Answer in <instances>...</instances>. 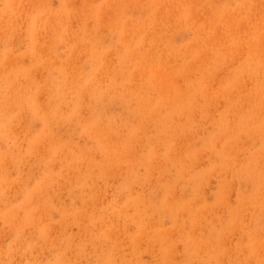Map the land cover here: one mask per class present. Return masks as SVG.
Here are the masks:
<instances>
[{"label":"rangeland","instance_id":"1","mask_svg":"<svg viewBox=\"0 0 264 264\" xmlns=\"http://www.w3.org/2000/svg\"><path fill=\"white\" fill-rule=\"evenodd\" d=\"M263 1L0 0V158L4 159H0L3 165L0 164V172L4 173V175L0 174V181L4 179L0 182L3 183V188L1 184L0 188L4 193L0 192V216L3 217L0 219V264H99L100 261V264L105 262L106 264H148V262H150L149 264H161V262L164 264L165 258L161 253L163 252L162 248L158 249L161 245V243L158 244L159 241L154 240L157 244L153 241L158 251L153 250L148 253L149 250L153 249L152 243H149V241H152V237L149 236L152 235L153 230L156 231L157 229L160 232L167 229L164 230L165 233L163 231L165 237L162 240H171L172 264H214V260L215 264H264V259H259L264 257V252H262L264 248H261L264 247V163H262L264 162L262 157V155L264 156V134L262 133L264 132ZM247 2L249 3L247 4ZM226 25L230 29H226ZM258 60L261 62L258 63ZM158 63L163 65L158 66ZM245 68L246 70H244ZM249 71L254 74L250 75L251 72L249 73ZM155 76L158 78L157 80H153ZM236 78H238V81ZM94 85L97 86L94 87ZM173 87L174 89H172ZM92 95H95L97 100H92ZM103 98L104 100L101 101ZM145 101L147 102L145 103ZM61 102L63 103L61 104ZM81 102L83 105L80 104L79 106ZM150 102L151 105L148 106ZM147 106L149 108H145ZM199 106L202 107L199 108ZM54 113L59 114V117ZM149 113L153 115L151 114V116ZM256 118L258 123L257 120L254 121ZM110 120L122 125L118 128L115 137H113L114 132L111 129L104 128V125ZM155 120L156 123H154ZM88 121L90 122L88 125L90 130H93L94 124L99 123L104 128L96 132L97 135L100 134L98 136L100 142L88 138L80 130L81 128H87L86 122ZM167 122H169V125ZM250 122L251 124H249ZM161 124H163V127ZM171 124L172 126H170ZM235 126H238L237 129ZM138 128H141L142 132L137 135V131L141 130ZM158 128L162 130L158 131ZM181 129L183 131L185 129L184 133ZM225 130L226 133L224 134ZM102 132L106 134L110 132V134L105 137L106 134L104 135ZM131 136L139 137V140L138 138L134 139V141H138V144L129 140L132 138ZM56 138L57 140L58 138L61 139L58 140V144ZM169 144L170 146H168ZM114 145H117L118 149ZM27 148L31 149L28 151ZM57 149L65 151L66 154L62 152V158L54 162L52 154ZM27 151L28 155L31 154L26 157ZM169 154L170 156H168ZM245 158L246 160H244ZM184 160H186V163ZM249 160H252L250 165ZM20 161L22 164H20ZM243 161L246 163L244 164ZM46 162L47 165H45ZM53 162L55 165H53ZM111 162L116 167L113 173L108 172V168L112 167ZM49 163L50 165H48ZM62 165L65 166L67 171H70L72 176L69 172H67L68 175L65 173L67 177L64 174L60 175V173H63L61 172ZM251 165L254 172L248 171L252 173L251 176L244 175V172L248 174L247 170ZM45 166L47 168H44ZM228 166L230 169H228ZM244 166L248 167L247 170ZM51 167L54 168L50 169ZM152 167H160V169ZM149 168L151 172H149ZM234 169H237V172ZM255 169L257 170L255 171ZM133 170L134 172H132ZM180 170L181 173H179ZM5 171L7 174H5ZM148 172L149 175L146 174ZM144 173L146 176L143 175ZM38 175L42 178H38ZM176 175L178 176L177 179L184 180V183L172 181L176 179ZM187 175L192 177L188 178ZM3 176H6V179ZM68 176L71 177L68 178ZM129 176H133L134 181ZM140 176H145L148 180L146 181L145 177H141L142 180ZM246 176H250V179ZM253 176L255 177L254 181ZM58 178L61 179L62 184H60ZM129 179H132L133 182L130 183ZM144 179L145 185L143 184ZM238 179L243 181L240 180L239 182ZM41 180L45 181L42 182ZM124 180H127L131 186L127 185V181L124 182ZM54 181L59 182L60 185L56 182L53 184ZM167 181H171V189L174 188L172 189L173 192L171 190L172 195L170 194V196L177 201H173L174 198L171 197L172 200L169 199L168 194V200L162 196L164 195L162 191L165 193V189H168L163 186ZM139 182L144 186H139ZM175 182L177 187H174ZM10 184L12 187H10ZM193 184L196 187L192 186ZM32 185H35V187L33 188ZM62 187L63 189H61ZM4 189H6V192L3 191ZM29 189H31V192H29ZM42 191H44V195ZM46 191L50 194H45ZM72 192L76 194L74 195ZM194 192L195 194L199 193V195L194 196ZM253 192H257L256 195ZM31 194L35 198L27 199L31 197ZM248 194L250 202L247 201L249 200ZM258 194H261L260 197H258ZM47 196L50 197V200L47 199V203L51 204L52 209L49 204L47 207L45 206L47 203H44L46 201L44 197ZM139 197L140 199H138ZM254 197L259 198L257 202ZM149 198H152V200L154 198L155 202L149 200ZM35 199L37 200L35 201ZM163 200L170 201L169 203L172 201L174 204H171L177 206L174 208V211L178 210L175 215L174 212L169 211L170 214H167L168 212L165 210L160 211V209H164L162 208L165 204V202L163 204ZM195 200L196 202H194ZM238 201H240V204ZM51 202H54L55 205H52L54 203ZM241 202L243 209L239 206ZM126 203L131 206H127ZM25 204L26 206L29 205L26 209L34 207L32 211H36L38 214L36 212L32 214V211L28 212L24 208ZM52 206L57 207L55 209ZM140 206L145 209H141ZM183 207L184 209H182ZM44 208H47L49 215ZM57 208L61 209L58 210ZM81 208L84 209V212ZM192 208L193 210H191ZM39 209L42 210V216ZM49 209L51 210L49 211ZM67 209L68 211L65 214ZM75 209L77 211L78 209L81 210V213L78 211L75 214L76 216H70V213H75ZM205 209L208 210V213ZM238 209L243 211L240 212L241 210H239L238 212ZM9 211L10 213H8ZM27 212L31 213L33 217L37 214L34 220L29 221L32 222L31 224H28V219H26L29 216H26L25 213ZM59 212L64 215L62 216L63 219L60 217ZM2 213L7 216L5 219ZM78 213L87 214L86 218L88 220L85 219L83 214L82 218L80 217L81 219L77 217ZM89 213L90 215L87 217ZM45 214L47 215L45 216ZM248 215H252L250 216L253 217L252 220ZM23 216H25V219ZM150 216H155V222L150 220L153 219ZM159 216L160 218H158ZM8 218L10 219L8 220ZM47 218L49 221L46 220ZM65 218L68 221L72 218L71 222L77 220V223L75 221V223H69ZM90 218L92 221L89 220ZM235 218L237 219L236 223H234ZM239 218L241 222L238 220ZM63 220L64 223H62ZM137 220L139 222L135 223ZM148 221L154 222H151L154 225L157 223L163 230L158 228L157 224L156 227L154 225L153 227L150 223H147ZM33 223L35 224L33 225ZM68 223L72 225L70 226ZM54 224L58 225L55 226ZM236 224L238 225L236 226ZM101 225L103 229L100 228ZM44 226L47 227L48 231L45 230L46 227ZM134 226L139 228L137 229ZM149 226L151 227L149 228ZM257 226L258 228H256ZM222 227L223 229L228 228L229 231L226 236L222 237L223 239L217 240L216 238H219L223 231ZM39 228L42 229H40L41 232L38 231ZM77 228L80 231H77ZM213 229L214 231L211 232ZM140 230L141 232H139ZM147 230L149 231L147 232ZM192 230L193 233H191ZM220 230H222L221 233ZM217 231L219 232L218 236ZM249 231L252 234L254 233L256 237L258 236L256 240L255 235L249 234ZM200 232L201 235H199ZM245 232L246 234L248 232V235ZM257 232L258 234H256ZM43 233H46L47 241L43 238L46 236H42ZM146 233L147 240L145 239ZM168 233L169 235H167ZM100 234L102 238H99ZM136 234L138 236L140 234L139 238ZM91 235H93L92 238L89 237ZM38 236H40V240ZM69 236H72V238L70 239ZM52 240L54 244H51ZM103 240L104 242H102ZM205 240V245L209 246V248L206 246L208 249L203 246ZM192 241L193 244L196 242L197 244L199 242V244L193 246L191 245ZM259 241L260 243H258ZM62 242H64L63 246H61ZM90 243L97 246V248L99 245L103 246V243L105 245L97 250ZM143 243H147L148 247ZM115 244L118 245L117 248H115ZM154 244L153 247H155ZM217 244H220L221 248ZM254 244L256 247L253 246ZM257 244H260V247ZM214 245L218 246H215L217 250H215V247L212 249ZM189 246L195 247L194 251L190 252L192 254L186 252ZM248 246L250 248L252 246L254 250ZM256 248L261 249V254L259 249L255 250ZM84 249L86 252L82 251ZM76 250L78 251L76 252ZM109 250L111 251L109 252ZM207 250L212 253H208ZM97 252L99 253L97 254ZM58 253L61 255L60 257ZM147 253L148 258H146ZM247 253H250V255L248 256ZM201 254H204L205 258ZM257 254L263 256L258 255L259 258L255 257ZM105 255H110L108 261H105ZM139 257L140 259H138ZM142 257L145 260H142ZM59 258L61 259L59 260ZM118 258L119 260H117ZM216 259H218L217 262ZM130 260L135 261L131 262Z\"/></svg>","mask_w":264,"mask_h":264},{"label":"bare ground","instance_id":"2","mask_svg":"<svg viewBox=\"0 0 264 264\" xmlns=\"http://www.w3.org/2000/svg\"><path fill=\"white\" fill-rule=\"evenodd\" d=\"M188 1H189V0H188ZM218 1H220V0H218ZM248 1H249V0H248ZM260 1H261V0H260ZM213 2H215V0H213ZM253 2H255V1H253ZM256 2H257V1H256ZM263 2H264V1H263ZM131 3H132V1H131ZM209 3H210V2H209ZM217 3H218V2H217ZM248 3H249V2H247V4H248ZM258 3H259V2H258ZM256 4H257V3H256ZM140 5H141V4H140ZM250 6L252 7L253 5H250ZM214 7H215V6H214ZM217 7H218V6H217ZM255 7H256V6H255ZM255 10H257V9H255ZM168 11H169V9H168ZM175 13H176V12H175ZM229 13H230V12H229ZM205 14H206V13H205ZM255 15H256V14H255ZM206 19H207V18H206ZM255 19H256V18H255ZM170 20H171V19H170ZM202 20H203V19H202ZM246 22H247V21H246ZM52 23H53V22H52ZM251 26H252V24H251ZM225 27H226V29H230V27H228V25H226ZM258 27H259V26H258ZM151 28H152V27H151ZM207 28H208V27H207ZM248 28H249V27H248ZM249 29H250V28H249ZM127 31H128V30H127ZM228 32H229V31H228ZM230 32H231V30H230ZM252 32H253V31H252ZM225 33H226V32H225ZM122 34H123V33H122ZM247 34H248V33H247ZM199 36H200V35H199ZM219 37H220V36H219ZM129 41H130V40H129ZM203 43H204V41H203ZM205 45H206V44H205ZM94 46H95V44H94ZM247 46H248V45H247ZM254 47H255V46H254ZM147 48H148V47H147ZM252 48H253V47H252ZM256 48H257V47H256ZM256 48H255V49H256ZM37 49H38V48H37ZM138 52L140 53V51H138ZM155 53H156V52H155ZM157 53H158V52H157ZM215 53H216V52H215ZM46 54H47V53H46ZM238 54H239V53H238ZM241 54H242V53H241ZM191 55H192V54H191ZM243 55H245V54H243ZM243 55H242V56H243ZM138 56H139V54H138ZM232 57H233V56H232ZM254 57H256V56H254ZM233 59H234V58H233ZM242 59H243V58H242ZM237 60H238V59H237ZM252 60H253V59H252ZM256 60H257V58H256ZM6 61H7V59H6ZM178 61H179V60H178ZM253 61H254V60H253ZM259 62H261V61L258 60V63H259ZM104 63H105V62H104ZM248 63H249V62H248ZM254 63H255V62H254ZM256 63H257V62H256ZM160 64H162V63H160ZM160 64L158 63V66H159ZM244 64H245V63H244ZM142 65H143V64H142ZM162 65H163V64H162ZM165 66H166V65H165ZM13 67H14V66H13ZM43 67H44V66H43ZM249 67H250V66H249ZM251 67H253V66H251ZM260 67H261V65H260ZM143 68L145 69V67H143ZM147 68H148V67H147ZM151 68H152V67H151ZM167 68H168V66H167ZM167 68H166V69H167ZM263 68H264V67H263ZM46 69H47V68H46ZM249 69H250V68H249ZM146 70H147V69H146ZM167 70H168V69H167ZM170 70H171V69H170ZM192 70H194V69H192ZM199 70H200V68H199ZM244 70H246V68H245ZM163 71L165 72V70H163ZM256 71H257V69H256ZM261 71H262V70H261ZM14 72H15V71H14ZM140 72H141V71H140ZM164 72H163V73H164ZM168 72H170V71H168ZM174 72H175V71H174ZM250 72H251L250 75H253V74H254V73L252 74V71H249V73H250ZM254 72H255V71H254ZM170 73H171V72H170ZM249 73H248V74H249ZM257 73H258V72H257ZM165 74H166V73H165ZM171 74H172V73H171ZM182 74H183V73H182ZM244 74H246V73H244ZM255 74H256V72H255ZM258 74H259V73H258ZM258 74H257V75H258ZM241 75H242V74H241ZM91 76H92V75H91ZM170 76H171V75H170ZM176 76H177V75H176ZM245 76H246V75H245ZM73 77H74V76H73ZM243 77H244V76H243ZM179 78H180V77H179ZM192 78H193V77H192ZM228 78H229V77H228ZM79 79H80V78H79ZM157 79H158V78H156V76H155V78H154L153 80H157ZM172 79H173V78H172ZM184 79H185V78H184ZM236 79H237V81H238V78H236ZM26 80H27V79H26ZM36 80H37V79H36ZM179 80H180V79H179ZM202 81H203V80H202ZM234 81L236 82V80H234ZM234 81H233V82H234ZM240 81H241V80H240ZM251 81H252V79H251ZM98 82H99V81H98ZM102 82H103V81H102ZM167 82H168V81H167ZM214 82H215V81H214ZM230 82H231V81H230ZM233 82H232V83H233ZM67 83H68V82H67ZM173 83H174V82H173ZM11 84H12V83H11ZM14 84H15V83H14ZM88 84H89V83H88ZM155 84H156V83H155ZM177 85H178V83H177ZM39 86H40V85H39ZM39 86H38V88H39ZM96 86H97V85H94V87H96ZM173 86H174V85H173ZM48 87H49V86H48ZM177 87H178V86H177ZM233 87H234V86H233ZM40 88H41V86H40ZM69 88H71V87H69ZM142 88H143V87H142ZM157 88H158V87H157ZM92 89H93V88L91 87V90H92ZM172 89H174V87H173ZM256 89H257V88H256ZM39 90H41V89H39ZM58 90H59V89H58ZM160 90H161V89H160ZM162 90H163V89H162ZM176 90H177V89H176ZM10 91H11V90H10ZM48 91H49V90H48ZM140 91H141V90H140ZM165 91H166V90H165ZM167 91H168V90H167ZM167 91H166V92H167ZM172 91H174V90H172ZM21 92H22V90H21ZM163 92H164V90H163ZM227 92H228V91H227ZM17 93H18V92H17ZM49 93H50V92H49ZM180 93H181V92H180ZM25 94H26V93H25ZM27 94H29V93H27ZM79 94H80V92H79ZM30 95H31V94H30ZM142 95H143V93H142ZM25 96H26V95H25ZM25 96H23V97H25ZM28 96H29V95H28ZM50 96H51V95H50ZM96 96H97V95H96ZM100 96H101V95H100ZM100 96H98V97H100ZM85 97H86V96H85ZM149 97H150V96H149ZM194 97H195V96H194ZM32 98H33V97H32ZM41 98H42V97H41ZM79 98H80V97H79ZM107 98H108V97H107ZM138 98H139V97H138ZM195 98H196V97H195ZM84 99L86 100V98H84ZM91 99H92V100H97V98L95 97V95H92V96H91ZM98 99H99V98H98ZM240 99H241V98H240ZM254 99H255V98H254ZM3 100H4V99H3ZM35 100H36V99H35ZM103 100H104V98H103L101 101H103ZM145 100H146V98H145ZM148 100H149V99H148ZM151 100H152V98H151ZM151 100H150V101H151ZM50 101H51V100H50ZM57 101H58V100H57ZM59 101H60V100H59ZM80 101H81V99H80ZM246 101H248V100H246ZM249 101H250V100H249ZM55 102H56V101L54 100V103H55ZM78 102H79V100H78ZM98 102H99V101H98ZM146 102H147V101H145V103H146ZM0 103H1V102H0ZM62 103H63V102H61V104H62ZM90 103H91V102H90ZM96 103H97V102H96ZM122 103H123V102H122ZM139 103H140V102H139ZM141 103H142V102H141ZM148 103H149V102H148ZM197 103H198V102H197ZM220 103H221V102H220ZM80 104L83 105L82 102L79 103V106H80ZM99 104H100V103H99ZM99 104H98V105H99ZM136 104H137V103H136ZM152 104H153V102H152ZM170 104H171V103H170ZM223 104H224V103H223ZM38 105H39V104H38ZM76 105H77V104H76ZM100 105H102V104H100ZM150 105H151V102H150V104H149L148 106H150ZM193 105H194V104H193ZM198 105H199V104H198ZM224 105H225V104H224ZM12 106H13V105H12ZM69 106H70V105H69ZM129 106H130V105H129ZM148 106L145 107V108H149ZM15 107H16V106H15ZM36 107H37V106H36ZM36 107H35V108H36ZM76 107H78V106H76ZM201 107H202V106H201ZM201 107L199 106V108H201ZM145 108H144V109H145ZM33 109H34V108H33ZM33 109H32V110H33ZM140 109H141V108H140ZM192 109H193V108H192ZM255 109H256V108H255ZM37 110H38V109H37ZM59 110H60V109H59ZM193 110H194V109H193ZM193 110H191V111H193ZM30 111H31V110H30ZM33 111H35V110H33ZM53 111L55 112V110H53ZM80 111H81V110H80ZM80 111L78 112L79 114L81 113ZM143 111H145V110H143ZM201 111H202V110H201ZM91 112H92V111H91ZM182 112H184V111H182ZM228 112H229V111H228ZM260 112H261V111H260ZM55 113H57V112H55ZM55 113H54V114H55ZM94 113H95V112H94ZM94 113H93V114H94ZM134 113H135V112H134ZM134 113H133V114H134ZM143 113H144V112H143ZM196 113H197V112H196ZM256 113H257V112H256ZM261 113H262V112H261ZM83 114H84V113H83ZM149 114H150V113H149ZM151 114H152V113H151ZM151 114H150V115H151ZM192 114H193V113H192ZM259 114H260V113H259ZM55 115L58 116L59 114H55ZM135 115H136V114H135ZM152 115H153V114H152ZM152 115H151V116H152ZM141 116H142V115H141ZM228 116H229V115H228ZM258 116H259V115H258ZM58 117H59V116H58ZM148 117H149V115H148ZM155 117H157V116H155ZM166 117H167V116H166ZM262 117H263V115H262ZM88 118H89V117H88ZM152 118H153V117H152ZM152 118H151V119H152ZM162 118H163V117H162ZM162 118H161V120H162ZM164 118H165V117H164ZM167 118H169V117H167ZM149 119H150V118H149ZM228 119H229V118H228ZM93 120H94V119H93ZM255 120H257V118L254 119V121H255ZM13 121H15V120H13ZM60 121H61V120H60ZM116 121H117V120H116ZM152 121H153V120H152ZM164 121H165V119H164ZM251 121H252V120H251ZM254 121H253V122H254ZM262 121H263V120H262ZM80 122H81V121H80ZM95 122H96V121H95ZM141 122H142V121H141ZM161 122L163 123V121H161ZM169 122H170V121H169ZM169 122H167V124H168ZM253 122H252V124H254ZM48 123H49V122H48ZM57 123H58V122H57ZM89 123H90L89 121L86 122V125H87V128H86V129L81 128L80 130L83 131V132L85 133V135H86L88 138H91V139H93L94 141H97V142H100V139H99V137H98L100 134L97 135L96 132H99L101 129H104V128H106L107 130H108V129H111V130L114 132V133H113V134H114L113 137H115V136H116L115 134H116L118 128L122 127V125L118 124L117 122L114 123V120H110V121L107 122L106 125H104V128H102L101 125H100V123L98 122L99 124H96V125L94 124L93 130H90V129H89V126H88ZM113 123H114V124H113ZM121 123H123V122H121ZM154 123H156V120L154 121ZM165 123H166V122H165ZM186 123H187V122H186ZM217 123H218V122H217ZM228 123H229V122H228ZM257 123H258V120H257ZM257 123H255V124H257ZM10 124H11V123H10ZM49 124H50V123H49ZM125 124H126V123H125ZM151 124H153V122H151ZM159 124H160V122H159ZM249 124H251V122H250ZM58 125H59V124H58ZM84 125H85V124H84ZM102 125H103V123H102ZM156 125H157V124H156ZM161 125H162V127H163V124H161ZM165 125H166V124H165ZM168 125H169V124H168ZM174 125H175V124H174ZM243 125H244V124H243ZM245 125H246V124H245ZM139 126H140V125H139ZM144 126H145V125H144ZM157 126H158V125H157ZM170 126H172V124H171ZM187 126H188V125H187ZM226 126H227V125H226ZM45 127H46V126H45ZM47 127H48V126H47ZM82 127H83V125H82ZM158 127H160V126H158ZM235 127H236V126H235ZM237 127H238V126H237ZM237 127H236V129H237ZM247 127H248V126H247ZM165 128H166V127H165ZM239 128H241V127H239ZM252 128H253V127H252ZM257 128H258V127H257ZM138 129H141V128H138ZM158 129H159V128H158ZM253 129H254V128H253ZM259 129H260V128H259ZM119 130H120V129H119ZM156 130H157V129H156ZM161 130H162V129L160 128L158 131H161ZM176 130L178 131V129H176ZM181 130H182V129H181ZM227 130H228V128H227ZM255 130H256V128H255ZM260 130H261V129H260ZM112 131H111V132H112ZM121 131H122V130H121ZM129 131H130V129H129ZM165 131H166V130H165ZM167 131H168V130H167ZM182 131H183V130H182ZM184 131H185V129H184ZM184 131H183V133H184ZM220 131H221V130H220ZM230 131L232 132V130H230ZM252 131H253V130H252ZM257 131H259V130L257 129ZM22 132H23V131H22ZM41 132H42V131H41ZM131 132H132V130H131ZM134 132H135V131H134ZM134 132H133V133H134ZM137 132H138L137 135L140 134V133L142 132V129H141L140 131H137ZM227 132H228V131H227ZM231 132H228V133H231ZM103 133H104V132H102V134H103ZM135 133H136V132H135ZM157 133H158V132H157ZM225 133H226V130L224 131V134H225ZM233 133H235V132H233ZM258 133H259V132H258ZM258 133H257V136H258ZM262 133L264 134V132H262ZM105 134H106V133H104V135H105ZM109 134H110V132H109ZM109 134H106L105 137H107ZM245 134H246V133H245ZM2 135H3V134H2ZM137 135H136V136H137ZM177 135H178V133H177ZM45 136H46V135H45ZM52 136H53V135H52ZM82 136H83V135H82ZM136 136H134V137L131 136L132 138L129 139V140H131L132 142H136V141H134V139L136 140V139L138 138V140H139V137H136ZM139 136H140V135H139ZM225 136H226V135H225ZM229 136H231V135H229ZM257 136H256V137H257ZM103 137H104V136H103ZM103 137H102V139H103ZM110 137H111V136H110ZM113 137H112V138H113ZM52 138H53V137H52ZM140 138H141V137H140ZM227 138H228V137H227ZM241 138H242V137H241ZM244 138H245V137H244ZM250 138H251V137H250ZM252 138H253V137H252ZM261 138H262V137H261ZM113 139H114V138H113ZM113 139H111V140H113ZM168 139H169V138H168ZM230 139H232V138L230 137ZM37 140H38V138H37ZM54 140H55V138H54ZM58 140H61V139L58 138ZM58 140H57V138H56L57 144H58ZM116 140H117V139H116ZM118 140H119V139H118ZM160 140H161V139H160ZM248 140H249V139H248ZM30 141H31V140H30ZM51 141H52V140H51ZM78 141H79V140H78ZM38 142H39V141H38ZM43 142H44V141H43ZM48 142H49V141H48ZM109 142H110V140H109ZM141 142H142V140H141ZM177 142H178V141H177ZM209 142H210V141H209ZM213 142H214V141H213ZM229 142H230V141H229ZM247 142H248V141H247ZM49 143H50V142H49ZM136 143L138 144V141H137ZM164 143H165V142H164ZM170 143H171V142H170ZM46 144H47V143H46ZM51 144H52V143H51ZM63 144H64V143H63ZM98 144H99V143H98ZM109 144H110V143H109ZM116 144H117V143H116ZM130 144H131V143H130ZM139 144H140V143H139ZM214 144H216V143H214ZM226 144H227V143H226ZM61 145H62V144H61ZM102 145H103V144H102ZM159 145H160V144H159ZM176 145H177V144H176ZM238 145H239V144H238ZM260 145H262V144H260ZM16 146H17V145H16ZM48 146H49V145H48ZM114 146L116 147V149H118L117 145H114ZM162 146H163V145H162ZM168 146H170V144H169ZM226 146H227V145H226ZM231 146H233V145H231ZM50 147H51V146H50ZM54 147H55V146H54ZM128 147H129V146H128ZM63 148H64V147H63ZM63 148H62V149H63ZM178 148H179V147H178ZM224 148H226V147H224ZM30 149H31V148H30ZM30 149L27 148L28 151H29ZM33 149H34V148H33ZM33 149H32V150H33ZM40 149H41V148H40ZM97 149H99V148H97ZM238 149H239V148H238ZM254 149H255V148H254ZM32 150H31V151H32ZM60 150H61V149H60ZM60 150L57 149V151H54V152H53L52 156H53V158H54V162L57 161L58 159L60 160V159L62 158V152H63V151H60ZM164 150H166V149H164ZM170 150H171V149H170ZM173 150H174V149H173ZM28 151L26 152V153H27V154H26V157H27V155H28ZM35 151H36V150H35ZM114 151H115V150H114ZM157 151H158V150H157ZM157 151H156V152H157ZM32 152H34V151H32ZM64 152H65V151H64ZM64 152H63V153H64ZM131 152H132V150H131ZM232 152H233V151H232ZM67 153H68V152H67ZM179 153H180V152H179ZM224 153H225V152H224ZM263 153H264V152H263ZM8 154H9V152H8ZM30 154H31V153H29V155H30ZM65 154H66V152H65ZM171 154H172V153H171ZM229 154H231V153H229ZM29 155H28V156H29ZM40 155H41V154H40ZM113 155H114V154H113ZM127 155H128V154H127ZM175 155H176V154H175ZM194 155H195V154H194ZM202 155H203V154H202ZM226 155H227V153H226ZM9 156H10V154H9ZM63 156H64V155H63ZM168 156H170V154H169ZM195 156H196V155H195ZM222 156H223V154H222ZM227 156H228V155H227ZM6 157H8V156H6ZM18 157H19V156H18ZM24 157H25V155H24ZM24 157H23V158H24ZM31 157H32V156H31ZM38 157H39V156H38ZM225 157H226V156H225ZM262 157L264 158L263 155H262ZM262 157H261V158H262ZM4 158H5V157H4ZM53 158H52V159H53ZM166 158H167V157H166ZM215 158H216V157H215ZM0 159H3V158H0ZM21 159H22V157H21ZM21 159H20V160H21ZM66 159H67V158H66ZM113 159H116V158H113ZM232 159H233V158H232ZM252 159H253V158H252ZM3 160H4V159H3ZM3 160H2V162H3ZM22 160H23V159H22ZM22 160H21V161H22ZM67 160H68V159H67ZM76 160H77V159H76ZM116 160H118V159H116ZM225 160H227V159H225ZM225 160H224V161H225ZM244 160H246V158H245ZM257 160H258V159H257ZM17 161H18V159H17ZM17 161L15 160V162H17ZM21 161H20V164H22ZM51 161H52V160H51ZM61 161L63 162V160H61ZM61 161H60V162H61ZM64 161L66 162V160H64ZM119 161H120V160H119ZM142 161H143V160H142ZM185 161H186V160H184V162H185ZM249 161H250V162H248V161H247V162H248L249 165H250L252 160H249ZM18 162H19V161H18ZM22 162H23V161H22ZM54 162H53V165H55ZM129 162H130V161H129ZM184 162H183V163H184ZM226 162H227V161H226ZM261 162H262V161H261ZM50 163H52V162H50ZM50 163H49L48 165H50ZM82 163H83V162H82ZM111 163H112V162H111ZM145 163H146V162H145ZM147 163H148V162H147ZM185 163H186V162H185ZM211 163H212V161H211ZM240 163H241V162H240ZM243 163H244V161H243ZM245 163H246V162H245ZM245 163H244V164H245ZM252 163H253V162H252ZM255 163H256V162H255ZM262 163H264V162H262ZM0 164H1V162H0ZM8 164H10V163H8ZM44 164H45V163H44ZM62 164H63V163H62ZM132 164H133V163H132ZM135 164H136V163H135ZM137 164H138V163H137ZM140 164H142V163H140ZM159 164H160V163H159ZM224 164H225V163H224ZM1 165H2V164H1ZM12 165H13V163H12ZM18 165H19V164H18ZM18 165H17V166H18ZM45 165H47V162H46ZM64 165H65V164H64ZM64 165H62V170H63V171L61 170V172H63V173H60V175H61V174H62V175H63V174L65 175V173L68 175L67 172H69V174H70V171H67V170L65 169V166H64ZM89 165H90V164H89ZM120 165H121V163L119 164V166H120ZM232 165H233V164H232ZM260 165H261V164H260ZM260 165H259V166H260ZM2 166H3V165H2ZM4 166H5V165H4ZM68 166H69V164H68ZM119 166H118V167H119ZM177 166H178V165H177ZM226 166H227V165H226ZM254 166H255V165H254ZM261 166H262V165H261ZM19 167H20V166H19ZM91 167H92V166H91ZM148 167H149V166H148ZM228 167H229V166H228ZM228 167H227V168H228ZM231 167H232V166H231ZM240 167H241V166H240ZM244 167H246L245 170H247L248 167H247V166H244ZM3 168L5 169V167H3ZM6 168H7V167H6ZM9 168H10V167H9ZM33 168H34V167H33ZM44 168H47V166H45ZM52 168H54V167H51L50 169H52ZM150 168H151V167H150ZM150 168H149V172H151V169H150ZM152 168H158V169H160V167H152ZM179 168H180V167H179ZM1 169H2V167H1ZM48 169H49V168H48ZM85 169H86V168H85ZM115 169H116V167H115L114 164L112 163V167H111V168H108V172H109V173H113ZM146 169H147V168H146ZM223 169H225V168L223 167ZM228 169H230V167H229ZM231 169H233V168H231ZM258 169H259V168H258ZM58 170H60V169H58ZM64 170H66V172H64ZM129 170H130V168H129ZM152 170H154V169H152ZM162 170H163V169H162ZM234 170H235V172H237V171H236L237 169H234ZM256 170H257V169H255V171H256ZM44 171H45V170H44ZM227 171H229V170H227ZM231 171H232V170H231ZM248 171H249V172H252V173L254 172V171H253V167H252V165L248 168L247 172H248ZM263 171H264V169H263ZM3 172H4V171H3ZM48 172H49V171H48ZM106 172H107V171H106ZM132 172H134V170H133ZM149 172L146 173V174L149 175V174H150ZM181 172H182V171L180 170L179 173H181ZM233 172H234V171H233ZM241 172H242V171H241ZM249 172H248V174H245V172H244V175H250V174H252V173H249ZM1 173H2V172H0V174H1ZM10 173H11V172H10ZM55 173H56V172H55ZM73 173H74V172H73ZM209 173H210V171H209ZM256 173H257V172H256ZM258 173H259V172H258ZM5 174H7L6 171H5ZM39 174H40V172H39ZM41 174H43V173L41 172ZM129 174H130V173H129ZM146 174L144 173L143 175L146 176ZM188 174H189V173H188ZM2 175H4V173H2ZM55 175H56V174H55ZM70 175H71V174H70ZM130 175H131V174H130ZM148 175H147V176H148ZM183 175H184V174H183ZM197 175H198V174H197ZM233 175H234V174H233ZM65 176H66V175H65ZM65 176H64V177H65ZM71 176H72V175H71ZM71 176H68V178H70ZM112 176H113V175H112ZM125 176H126V175H125ZM145 176H144V177H145ZM236 176H238V175H236ZM250 176H251V175H250ZM250 176H249V177H250ZM258 176H259V175H258ZM1 177H2V176H1ZM3 177H5V179H6V176H3ZM39 177H40V176L38 175V178H39ZM43 177H44V176H43ZM46 177H47V176H46ZM61 177H62V176H61ZM61 177H60V178H61ZM66 177H67V176H66ZM130 177L133 178V176H129V178H130ZM134 177H135V176H134ZM141 177H143V176H140V178H141ZM144 177H143V178H144ZM186 177L191 178L192 176L187 175ZM240 177H241V176H240ZM244 177H245V176H244ZM246 177H247V176H246ZM249 177H247V178H249ZM262 177H263V175H262ZM40 178H42V177H40ZM174 178H175V177H174ZM177 178H178V176L176 175V179H175V180H172V181H178V182H183V181H184V180H183V181H182V180L180 181V179H177ZM200 178H201V177H200ZM237 178H238V177H237ZM247 178H246V179H247ZM254 178H255V177L253 176V178H252L253 181H254ZM22 179H23V178H22ZM102 179H103V178H102ZM134 179H135V178H133V181H134ZM136 179H138V178H136ZM141 179H142V178H141ZM145 179H146V181L148 180L146 177H145ZM145 179H144V182H145ZM163 179H164V177H163ZM207 179H208V178H207ZM242 179H243V178H242ZM242 179H240V180H242ZM246 179H244V180H246ZM249 179H250V178H249ZM258 179H259V177H258ZM260 179H261V178H260ZM262 179H263V178H262ZM3 180H4V179H3ZM3 180H2V181H3ZM37 180H38V179H37ZM37 180H36V181H37ZM63 180H64V178H63ZM78 180H79V179H78ZM129 180H130V179H129ZM139 180H140V179H139ZM142 180H143V179H142ZM194 180H195V179H194ZM196 180H197V179H196ZM209 180H210V179H209ZM209 180H208V181H209ZM240 180L238 179L239 182H240ZM2 181H0V182H2ZM5 181H6V180H5ZM36 181H35V182H36ZM41 181H42V180H41ZM43 181H45V180H43ZM43 181H42V182H43ZM50 181H51V180H50ZM58 181H60V184H62V183H61V179L59 180V178H58ZM108 181H109V180H108ZM126 181H127V180H126ZM126 181L124 180V182H126ZM131 181H132V179H131L129 182L131 183ZM133 181H132V182H133ZM135 181H137V180H135ZM164 181H165V179H164ZM191 181H192V180H191ZM197 181H198V180H197ZM199 181H201V180H199ZM242 181H243V180H242ZM246 181L248 182V179H247ZM250 181H251V180H250ZM250 181H249V182H250ZM258 181H259V180H258ZM55 182H56V181H54V182H52V183L55 184ZM109 182H110V181H109ZM140 182H142V181H140ZM140 182H139V184H138L139 186L141 185ZM144 182H143V184L145 185L146 182H145V183H144ZM159 182H160V181H159ZM170 182H171V181H170ZM170 182L167 181V182H165L164 185H163V186H166V187L168 188V189H165V190H166L165 193L161 190V191H162V194H164V195H162V196L164 197V199H167V198H168V197H167V194L169 195V199L174 198V197L170 196V194L172 195L171 190L174 189L173 187H172V189H171V185H172V184H171ZM192 182H193V181H192ZM213 182H214V181H213ZM228 182H230V181H228ZM255 182H256V180H255ZM22 183H24V182H22ZM40 183H41V182H40ZM52 183H51V184H52ZM56 183H57V182H56ZM58 183H59V182H58ZM58 183H57V184H58ZM78 183H79V182H78ZM78 183H77V184H78ZM183 183H184V182H183ZM188 183L190 184L189 181H188ZM0 184H1V183H0ZM8 184H9V183H8ZM8 184H7V185H8ZM34 184H36V183H34ZM42 184H43V183H42ZM48 184H49V183H48ZM53 184H52V187H53ZM60 184H58V185H60ZM135 184H136V182H135ZM143 184H142L141 186H144ZM199 184H200V183H199ZM247 184H248V183H247ZM2 185H3V183L1 184V187L3 188ZM40 185H41V184H40ZM127 185H129V184H128V181H127ZM174 185H175V186H174ZM174 185H173L174 187H177L176 182H175ZM32 186H33V185H32ZM36 186H37V184H36ZM38 186H39V185H38ZM44 186H45V185H44ZM50 186H51V185H50ZM129 186H131V185H129ZM179 186H180V184H179ZM179 186H178V187H179ZM181 186H182V184H181ZM192 186H195V187H196V185H194V184H193ZM249 186H251V185H249ZM10 187H12L11 184H10ZM34 187H35V185L33 186V188H34ZM41 187H42V186H41ZM52 187H51V188H52ZM127 187H128V186H127ZM166 187H165V188H166ZM252 187H253V186H252ZM255 187H256V186H255ZM257 187L260 188L259 185H257ZM257 187H256V188H257ZM2 188H0V189H1L0 192H2ZM33 188H32V189H33ZM48 188H49V187H48ZM48 188H46V189H48ZM125 188H126V187H125ZM135 188H136V187H135ZM169 188H170V190H169ZM253 188H254V187H253ZM256 188H255V190H257ZM263 188H264V187H263ZM44 189H45V188H44ZM53 189H54V187H53ZM55 189H56V188H55ZM59 189H60V188H59ZM61 189H63V187H62ZM126 189H128V188H126ZM162 189H163V188H162ZM30 190H31V189H29V192H31ZM37 190H38V188H37ZM105 190H106V189H105ZM182 190H183V189H182ZM191 190H192V189H191ZM196 190H198V188H196ZM222 190H223V189H222ZM255 190H254V191H255ZM3 191L6 192V189H4ZM16 191H17V190H16ZM48 191H49V190H48ZM173 191H174V190H172V192H173ZM13 192H14V191H13ZM29 192L27 191L28 194H29ZM43 192H44V191H42V193H43ZM49 192H50V191H49ZM68 192H69V191H68ZM205 192H206V191H205ZM2 193H3V192H2ZM27 193H26V195L29 196ZM34 193H35V192H34ZM46 193H48V192L46 191L45 194H46ZM72 193H73V192H72ZM72 193H71V194H72ZM250 193H251V191H250ZM253 193L255 194V193H257V192H253ZM3 194H4V193H3ZM3 194H2V195H3ZM48 194H50V193H48ZM63 194H64V193H63ZM69 194H70V193H69ZM71 194H70V195H71ZM73 194H74V193H73ZM75 194H76V193H75ZM75 194H74V195H75ZM77 194H79V193H77ZM194 194H195V192H194ZM196 194H197V193H196ZM196 194H195L194 196H196ZM261 194H262V193H261ZM261 194H258L259 196H258V195H257V196L260 197ZM37 195H38V194H37ZM43 195H44V193H43ZM43 195H42V196H43ZM74 195H73V196H74ZM79 195H80V194H79ZM150 195H151V194H150ZM160 195H161V193H160ZM191 195H193V194H191ZM198 195H199V193L197 194V196H198ZM230 195H231V194H230ZM232 195H233V194H232ZM245 195H246V194H245ZM255 195H256V194H255ZM40 196H41V195H40ZM77 196H78V195H77ZM194 196H193V198L195 199ZM248 196H249V194H248ZM253 196H254V195H253ZM38 197H39V196H38ZM47 197H49V196H47ZM47 197H44V198H46V201H44V203H45V202H46V203L48 202L47 199L50 200V197H49V198H47ZM70 197H71V196H70ZM74 197H75V196H74ZM146 197H147V196H146ZM150 197H152V196H150ZM158 197H159V196H158ZM160 197H161V196H160ZM170 197H171V198H170ZM180 197H181V195H180ZM243 197H244V196H243ZM245 197H246V196H245ZM258 197H257V199L254 197V200H256V202H257L258 199H259ZM263 197H264V195H263ZM25 198H27V197H25ZM30 198H33V199H34L35 197L32 196V194H31V197H28L27 199H30ZM154 198H156V197H154ZM154 198H153V200H152V198H149V200L154 201ZM161 198H162V197H161ZM197 198H198V197H197ZM74 199H75V198H74ZM125 199H126V198H125ZM138 199H140V197H139ZM157 199H158V198H157ZM246 199H247V197H246ZM248 199H249V200H247V201L250 202V196H249ZM36 200H37V199H35V201H36ZM43 200H44V199H43ZM53 200H54V198H53ZM141 200H142V199H141ZM167 200H168V199H167ZM171 200H172V199H171ZM180 200H181V199H180ZM186 200H187V199H186ZM190 200H192V199H190ZM243 200H244L245 203H246V200H245V199H243ZM254 200H253V201H254ZM261 200H262V199H261ZM25 201L27 202L26 199H25ZM28 201H29V200H28ZM79 201H80V200H79ZM124 201H125V200H124ZM173 201H177V200H175V198H174ZM183 201H184V200H183ZM188 201H189V200H188ZM188 201H187V202H188ZM240 201H241V200H240ZM240 201H238V203H239ZM251 201H252V197H251ZM26 202H25V203H26ZM39 202H40V200H39ZM42 202H43V201H42ZM77 202H78V201H77ZM85 202H86V200H85ZM147 202L150 203L151 201H147ZM154 202H155V201H154ZM160 202H161V201H160ZM164 202H165V204H164ZM169 202H170V201H169ZM169 202L166 201V200H165V201L163 200V204H164L163 206H164V207H162V208H164V209H160V211L163 212V210H165L166 212H168L167 214H170V212H171V213L174 212V215H175V212L178 211V210L174 211V208L177 207V206L172 205V204H174V203H172V201H171L172 204L169 203ZM181 202H182V201H181ZM194 202H196V200H195ZM194 202H192V203H193V206H195V205H194ZM242 202H243V201H242ZM242 202H241V205H239L240 207L243 206V205H242ZM27 203H29V202H27ZM31 203H32V202H31ZM33 203H35V202H33ZM40 203H41V202H40ZM46 203H45V204H46ZM51 203H54V202H51ZM92 203H93V202H92ZM133 203H134V202H133ZM133 203H132V204H133ZM140 203H141V202H140ZM157 203H158V202H157ZM161 203H162V202H161ZM179 203H180V202H179ZM199 203H200V202H199ZM245 203L243 202V204H245ZM252 203H253V202H252ZM263 203H264V202H263ZM48 204H49V206L51 205L50 203H47L45 206L47 207ZM77 204H78V203H77ZM79 204H81V203H79ZM84 204H87V203H84ZM102 204H103V203H102ZM123 204H124V202H123ZM126 204H127V203H126ZM136 204L138 205V203H136ZM152 204H154V203H152ZM158 204H159V203H158ZM158 204H157V205H158ZM175 204H176V203H175ZM233 204H234V203H233ZM239 204H240V203H239ZM246 204H248V203H246ZM52 205H55V203L52 204ZM72 205H73V204H72ZM124 205H125V204H124ZM128 205L131 206L130 204H127V206H128ZM133 205H135V204H133ZM177 205H179V204H177ZM249 205H250V204H249ZM27 206H29V205L27 204ZM27 206H26V204H25V207H24V208L26 209ZM42 206H43V205H42ZM45 206H44V207H45ZM75 206H76V205H75ZM78 206H81V205H78ZM82 206H83V205H82ZM85 206H86V205H85ZM85 206H84V207H85ZM90 206H91V205H90ZM122 206H123V205H122ZM127 206H126V207H127ZM153 206H154V205H153ZM161 206H162V205H161ZM179 206H180V205H179ZM189 206L192 207L191 205H189ZM189 206H188V207H189ZM239 206H238V208H240ZM253 206H255V205H253ZM260 206H261V205H260ZM260 206H259V207H260ZM263 206H264V204H263ZM263 206H262V207H263ZM38 207H39V205H38ZM52 207H53V206H52ZM56 207H57V206H56ZM56 207H53V208L56 209ZM58 207H59V206H58ZM70 207L72 208V206H70ZM91 207H92V206H91ZM124 207H125V206H124ZM135 207H136V206H135ZM140 207H141V209H145V208H142V206H140ZM144 207H145V206H144ZM154 207H155V206H154ZM184 207H185V206H184ZM184 207H183L182 209H184ZM188 207H187V208H188ZM246 207H247V206H246ZM248 207H250V206H248ZM256 207H257V206H256ZM24 208H23V209H24ZM33 208H34V207H30V209H26V210H28V212H30V211H32ZM36 208H37V206H36ZM50 208H51V206H50ZM73 208H74V207H73ZM77 208H78V207H77ZM130 208H131V207H130ZM130 208H129V210H130ZM133 208H134V206H133ZM151 208H153V207H151ZM155 208H156V207H155ZM241 208L243 209V207H241ZM252 208H253V207H252ZM257 208H258V207H257ZM257 208H256V209H257ZM41 209H43V208H41ZM41 209H39V210H41ZM45 209H46V211H47V208H44V210H45ZM51 209H52V208H51ZM51 209H49V211H50ZM57 209L59 210V209H61V208H57ZM69 209H70V208H69ZM141 209H140V210H141ZM158 209H159V208H158ZM177 209H178V208H177ZM232 209H233V208H232ZM246 209H247V208H246ZM248 209H249V208H248ZM250 209H251V208H250ZM263 209H264V208H263ZM263 209H262V210H263ZM5 210H6V209H5ZM36 210H37V209H36ZM62 210H63V208H62ZM62 210H61V211H62ZM71 210H72V209H71ZM71 210H69V211H71ZM75 210H76V209H75ZM75 210H74V211H75ZM81 210L84 212V209L81 208ZM81 210L78 209V211H80V213H81ZM90 210H91V209H90ZM125 210H126V209H125ZM127 210H128V208H127ZM146 210H148V209H146ZM156 210H157V209H156ZM191 210H193V208H192ZM195 210H196V208H195ZM195 210H194V211H195ZM205 210H206V209H205ZM239 210H241V209H238V212H239ZM244 210H245V209H244ZM254 210H255V207H254ZM259 210H261V209H259ZM24 211H25V210H24ZM61 211H60V212H61ZM66 211H68V209L65 210V214H66ZM78 211L76 210L75 213H73V212L70 213V216H71V215H72V216H76L75 214H76V212H78ZM143 211H144V210H143ZM151 211H152V210H151ZM160 211H159V212H160ZM169 211H170V212H169ZM209 211H210V210H209ZM242 211H243V210H241L240 212H242ZM263 211H264V210H263ZM5 212H6V211H5ZM25 212H26V211H25ZM28 212H27V213H28ZM35 212H36V211H35ZM35 212L32 211V214H35ZM38 212H40V211H38ZM47 212H48V211H47ZM57 212H58V211H57ZM60 212H59V213H60ZM135 212H136V211H135ZM137 212H138V210H137ZM137 212H136V213H137ZM141 212H142V211H141ZM144 212H146V211H144ZM155 212H156V211H155ZM157 212H158V210H157ZM162 212H160V213H162ZM188 212H190V211L188 210ZM203 212H204V210H203ZM206 212L208 213V210H206ZM230 212H231V211H230ZM250 212L255 213L254 211H250ZM8 213H10V211H9ZM11 213H12V212H11ZM27 213H25L26 216H28V215H29V216H28L26 219H28V224H29V223L31 224L32 222H29V221L32 220V219L34 220V217L37 216L38 213L36 212L37 214H36L34 217H33V215H32L31 213H30L31 215H30L29 213H28V214H27ZM67 213H68V212H67ZM87 213H88V212H87ZM127 213H128V212H127ZM136 213H135V214H136ZM147 213H148V212H147ZM150 213H151V212H150ZM152 213H153V211H152ZM160 213H159V215H160ZM207 213H206V214H207ZM228 213H229V212H228ZM260 213H262V211H260ZM263 213H264V212H263ZM2 214H4V213H2ZM2 214H1V215H2ZM73 214H74V215H73ZM78 214H79V213H78ZM82 214H83V213H82ZM82 214H79L80 216L78 215L77 217L80 218V217L82 216ZM131 214H132V213H131ZM153 214H154V213H153ZM155 214H157V213H155ZM163 214H164V213H163ZM186 214H188V213H186ZM191 214H192V212H191ZM195 214H196V213H195ZM246 214H247V213H246ZM246 214H245V215H246ZM257 214H258V213H257ZM257 214H256V215H257ZM9 215H10V214H9ZM12 215H13V214H12ZM23 215H24V214H23ZM39 215H40V214H39ZM46 215H47V214H45V216H46ZM48 215H49V212H48ZM60 215H61L60 217L64 216L62 213H60ZM83 215H85V213H84ZM86 215H87V214H86ZM86 215H85V219L88 220V218H86ZM89 215H90V213L88 214L87 217H89ZM138 215H139V214H138ZM138 215H137V216H138ZM151 215H152V214H151ZM165 215H166V213H165ZM165 215H164V216H165ZM241 215H242V213H241ZM260 215H261V214H260ZM260 215H259V216H260ZM3 216H4V219L7 217L5 214H4ZM41 216H42V210H41ZM68 216H69V214H68ZM68 216H65V217H68ZM70 216H69V218H70ZM120 216H121V215H120ZM133 216H134V215H133ZM147 216H148V215H147ZM172 216H173V214H172ZM183 216H184V215H183ZM248 216H249V215H248ZM250 216H252V215H250ZM250 216H249V217H250ZM1 217H2V216H0V219H1ZM24 217H25V216H23V218H24ZM60 217H59V218H60ZM77 217H75V218H77ZM123 217H124V215H123ZM139 217H140V216H139ZM142 217H143V216H142ZM150 217H151V216H150ZM185 217H187V216H185ZM229 217H231V216L229 215ZM255 217H256V216H255ZM2 218H3V217H2ZM38 218H39V217H38ZM48 218H49V217H48ZM48 218H47L46 220L49 221ZM63 218H64V217H62V219H63ZM75 218H74V219H75ZM81 218H82V217H81ZM81 218H80V219H81ZM136 218H137V217H136ZM145 218H146V216H145ZM148 218H149V216H148ZM151 218H153V219H150V220H153V221H154L155 216H154V217H151ZM156 218H157V217H156ZM158 218H160V216H159ZM169 218H170V217H169ZM174 218H175V217H174ZM194 218H196V217H194ZM233 218H234V217H233ZM252 218H253V217H252ZM252 218L250 217L251 220H252ZM258 218H259V217H258ZM9 219H10V218H8V220H9ZM24 219H25V218H24ZM36 219H37V218H36ZM60 219H61V218H60ZM71 219H72V218H71ZM71 219H70V221H68V219L65 218V220H67V222H69V223L71 222ZM85 219H84V220H85ZM123 219H124V218H123ZM133 219L136 220L135 218H133ZM137 219H138V218H137ZM140 219H141V217H140ZM140 219H139V220H140ZM185 219H186V218H185ZM190 219H191V218H190ZM235 219H236V218H235ZM235 219H234V220H235ZM241 219H242V216H241ZM241 219L239 218L238 220L241 222ZM11 220H12V219H11ZM11 220H10V221H11ZM46 220H45V221H46ZM77 220H78V218H77ZM77 220H76V221H77ZM82 220H83V219H82ZM82 220H80V221H82ZM89 220L92 221L91 218H90ZM114 220H115V218H114ZM156 220H158V219H156ZM188 220H189V219H188ZM188 220H187V221H188ZM204 220H205V219H204ZM234 220H233V222H234ZM242 220H243V219H242ZM251 220H250V222H251ZM257 220H258V219H257ZM260 220H261V219H260ZM4 221H5V220H4ZM50 221H52V220H50ZM74 221H75V220H74ZM74 221L71 222V223H75V222H76V221H75V222H74ZM80 221H79V222H80ZM128 221L130 222V219H129ZM131 221H132V219H131ZM141 221H142V220H141ZM159 221L161 222V220H159ZM159 221H157V222H159ZM196 221H197V220H196ZM200 221H201V220H200ZM255 221H256V220H255ZM261 221H262V220H261ZM6 222H7V221H6ZM23 222H24V221H23ZM35 222H36V220H35ZM40 222H41V221H40ZM59 222H60V221H59ZM61 222H62V221H61ZM79 222H78V225H79ZM82 222H83V221H82ZM107 222H108V221H107ZM136 222H139V221L137 220V221H135V223H136ZM144 222H145V221H144V219H143V223H144ZM151 222H152V221H151ZM151 222L148 221L147 223H150V224H151ZM154 222H155V221H154ZM154 222H152V223H154ZM170 222H171V221H170ZM193 222H194V221H193ZM197 222H199V221H197ZM236 222H237V219H236V221H235L234 223H236ZM240 222H239V225L241 224ZM258 222H259V221H258ZM11 223H12V221H11ZM21 223H22V222H21ZM38 223H39V222H38ZM45 223H47V222H45ZM50 223H52V222H50ZM50 223H48V224H50ZM56 223H57V222H56ZM62 223H64V220H63ZM65 223H66V221H65ZM69 223H68V224H69ZM76 223H77V222H76ZM85 223H86V221H85ZM132 223H133V222H132ZM135 223H134V224H135ZM140 223H141V222H140ZM140 223H139V225H141ZM186 223H187V222H186ZM191 223H192V222H191ZM259 223H260V222H259ZM26 224H27V222H26ZM34 224H35V223H33V225H34ZM39 224H40V223H39ZM42 224H43V223H42ZM52 224H53V223H52ZM52 224H51V225H52ZM60 224H61V223H60ZM105 224H106V223H105ZM145 224H146V223H145ZM156 224H157V223H156ZM156 224H155V225H156ZM187 224H188V223H187ZM187 224H186V226H187ZM46 225H47V224H46ZM54 225L56 226V225H58V224H54ZM69 225H70V224H69ZM71 225H72V224H71ZM71 225H70V226H71ZM74 225H76V224H74ZM74 225H73V226H74ZM139 225L136 224V226H139ZM151 225L153 226L154 224H151ZM155 225H154V226H155ZM157 225H158V224H157ZM215 225H216V224H215ZM237 225H238V224H236V226H237ZM256 225H257V223H256ZM79 226H80V225H79ZM84 226H85V225H84ZM84 226H82V227H84ZM99 226H100V225H99ZM116 226H118V225H116ZM116 226H115V227H116ZM136 226H134V227H136ZM144 226H145V225H144ZM154 226H153V227H154ZM171 226L173 227V225H171ZM221 226H222V225H221ZM258 226H260V225H258ZM258 226H257L256 228H258ZM261 226H262V225H261ZM32 227H33V226H32ZM39 227H40V226H39ZM44 227H46V226H44ZM44 227H43V228H44ZM65 227H67V226H65ZM65 227H64V228H65ZM86 227H87V226H86ZM86 227H85V228H86ZM139 227H140V226H139ZM139 227H136V228L138 229ZM142 227H143V225H142ZM142 227H141V228H142ZM150 227H151V226H149V228H150ZM155 227H156V226H155ZM198 227H199V225H198ZM240 227H241V226H240ZM245 227L247 228V226H245ZM253 227H254V226H253ZM18 228H19V227H18ZM33 228H35V227H33ZM55 228H56V227H55ZM60 228H61V227H60ZM79 228L81 229V226H80ZM100 228L103 229V228H102V225H101ZM158 228H161V227H159V225H158ZM170 228H171V227H170ZM226 228H227V227H226ZM256 228H254V229L256 230ZM260 228H261V227H260ZM40 229H41V228H39L38 231H40ZM77 229H78V228H77ZM107 229H108V228H107ZM117 229H118V228H117ZM143 229H144V228H143ZM161 229H162V228H161ZM202 229H203V228H202ZM221 229H223V227H222ZM227 229H228V228H227ZM227 229H223V231L220 230V233H221V231H222V233H221L220 235H219V232L217 231V232H218L217 236L219 235V238H216V239L218 240V239H221L222 237L226 236V234H227L228 231H229V230H227ZM237 229H238V228H237ZM247 229H248V228H247ZM252 229H253V228H252ZM252 229H251V230H252ZM32 230H33V229H32ZM41 230H42V229H41ZM45 230H47V227L45 228ZM60 230H61V229H60ZM83 230H84V229H83ZM83 230H82V231H83ZM97 230H98V229H97ZM119 230H120V229H119ZM119 230H118V231H119ZM151 230H152V229H151ZM158 230H159V229H157L156 231L153 230V231H152L153 233H152L151 236H149L150 233L148 234L149 237H152V238H151L152 241H151V242L149 241V243H152V248H153V249L149 250V249H150V247H149V248H147L149 251H148V250H147V251H148V253H150V251L152 252L153 250H154V251L157 250V247L155 246V244L153 243V241H154V240H156L157 242L159 241L158 244L161 243V245H160L161 247L158 245V246H159L158 249L162 248V251H163V252H161L160 250H159V251L164 255V258H165V260H164V264H170V263H171V260H172V258H173V256H172L173 254L170 252V250H171V242H170V241H171V240H170V241H169V239H167L168 241H167V240H164V241L162 240V238L165 237V236L163 235V231H164V230H167V229H164V230L162 229V230H163L162 232H160V231H158ZM169 230H171V229H169ZM176 230H177V229H176ZM178 230H179V228H178ZM249 230H250V229H249ZM251 230H250V231H251ZM255 230H254V231L252 230V231H253V232L258 231V230H256V231H255ZM47 231H48V230H47ZM77 231H80V230L78 229ZM84 231H85V230H84ZM86 231H87V230H86ZM112 231H113V230H112ZM148 231H149V230H147V232H148ZM157 231H158V232H157ZM212 231H214V229L211 230V232H212ZM215 231H216V230H215ZM246 231H247V230H246ZM250 231H249V234L251 233ZM18 232H19V230H18ZM40 232H41V231H40ZM40 232H39V233H40ZM43 232H44V231H43ZM45 232H46V231H45ZM75 232H76V231H75ZM116 232H117V231H116ZM139 232H141V230H140ZM150 232H151V231H150ZM165 232H166V231H164V233H165ZM173 232H174V231H173ZM179 232H180V231H179ZM179 232H178V233H179ZM196 232H197V231H196ZM262 232H263V230H262ZM73 233H74V232H73ZM105 233H106V232H105ZM105 233H104V234H105ZM120 233H121V232H120ZM120 233H119V234H120ZM191 233H193V230H192ZM213 233H214V232H213ZM215 233H216V232H215ZM215 233H214V234H215ZM37 234H38V233H37ZM80 234H81V233H80ZM95 234H96V233H95ZM102 234H103V232H102ZM116 234H117V233H116ZM210 234L212 235V233H210ZM245 234H246V232H245ZM251 234H252V233H251ZM253 234H254V233H253ZM253 234H252V235H253ZM256 234H258V232H257ZM45 235H46V233H45V234L43 233L42 236H45ZM73 235H74V234H73ZM73 235H72V236H73ZM96 235H97V234H96ZM133 235H134V234H133ZM136 235H137V234H136ZM136 235H135V236H136ZM141 235H142V234H141ZM143 235H144V234H143ZM145 235H146V238L144 237ZM145 235L142 236V237H144V238L147 240V233H146ZM167 235H169V233H168ZM167 235H166V236H167ZM173 235H174V233H173ZM199 235H201V232H200ZM211 235H210V236H211ZM246 235H248V232H247ZM252 235H250V237H252ZM254 235H255V234H254ZM49 236H50V235H49ZM72 236H71V237L69 236V238L71 239ZM78 236H79V234H78ZM107 236H108V235H107ZM110 236H112V235H110ZM113 236H114V234H113ZM113 236H112V237H113ZM135 236H134V237H135ZM139 236H140V234H139ZM139 236L137 235L138 238H139ZM170 236H171V235H170ZM38 237H39V240H40V236H38ZM46 237H47V235H46L45 237H43V238H45V240H46ZM58 237H59V236H58ZM75 237H76V233H75ZM89 237L92 238L93 235H91V236H89ZM103 237H104V236H103ZM116 237H117V236H116ZM149 237H148V238H149ZM214 237H215V236H214ZM254 237H255V240H256V238H257L258 236L256 237V235H255ZM69 238H68V239H69ZM99 238H102V237H101V234H100ZM104 238H105V237H104ZM110 238H111V237H110ZM167 238H168V236H167ZM200 238H201V237H200ZM203 238H204V237H203ZM77 239H78V237H77ZM97 239H98V238H97ZM114 239H115V237H114ZM116 239H117V238H116ZM130 239H131V237H130ZM170 239H171V237H170ZM185 239H186V238H185ZM212 239L214 240L213 237H212ZM222 239H223V238H222ZM250 239H251V238H250ZM258 239H259V238H258ZM66 240H67V239H66ZM95 240H96V239H95ZM131 240H132V239H131ZM142 240H143V239H142ZM146 240H145V241H146ZM148 240H149V239H148ZM198 240H199V239H198ZM200 240H201V239H200ZM252 240H253V239H252ZM255 240H254V241H255ZM46 241H47V240H46ZM48 241H49V240H48ZM50 241H51V240H50ZM55 241H56V240H55ZM82 241H83V240H82ZM87 241H88V240H87ZM108 241H109V240H108ZM113 241H114V240H113ZM113 241H112V242H113ZM138 241H139V239H138ZM143 241H144V240H143ZM156 241H154V242H156ZM160 241H161V242H160ZM196 241H197V239H196ZM196 241H195V242H196ZM226 241H227V240H226ZM42 242H43V241H42ZM58 242H59V241H58ZM73 242H74V241H73ZM73 242H72V243H73ZM76 242H77V241H76ZM91 242H92V241H91ZM97 242H98V241H97ZM97 242H95V243H97ZM100 242H101V240H100ZM100 242H98V244H100ZM102 242H104V240H103ZM114 242H115V241H114ZM147 242H148V241H147ZM157 242H156V244H157ZM214 242H215V241H214ZM214 242H213V243H214ZM216 242H217V241H216ZM248 242H249V241H248ZM255 242H257V241H255ZM63 243H64V242L61 243V244H62L61 246H63ZM69 243H70V240H69ZM84 243H85V242H84ZM88 243H89V242H88ZM110 243H111V242H110ZM118 243H119V242H118ZM140 243H141V242H140ZM149 243H148V245H149ZM172 243H174V242L172 241ZM191 243H192L191 245H193V246H195V244H196V245L199 244V242H198V244H197V242L193 244V241H192ZM208 243H209V242H208ZM218 243H219V241H218ZM249 243H250V242H249ZM249 243H248V245H249ZM258 243H260V241H259ZM263 243H264V239H263ZM263 243L261 242L262 245H263ZM51 244H54V243H53V240H52ZM55 244H57V243L55 242ZM90 244L92 245V243H90ZM103 244L105 245V243H103ZM108 244H109V243H108ZM112 244L114 245V243H112ZM137 244H139V243H137ZM146 244H147V243H145V244L143 243V245H146ZM153 244H154V246H155L156 248L153 247ZM200 244H201V243H200ZM205 244H206V240H205L203 246H204L205 248H206V246L209 248V246H208V245H205ZM214 244H216V243H214ZM250 244H251V243H250ZM255 244H256V243H255ZM255 244L253 245L254 247H256ZM31 245H32V244H31ZM49 245H50V244H49ZM59 245H60V244H59ZM71 245H72V244H71ZM83 245H84V244H83ZM87 245H88V244H87ZM104 245H103V246H104ZM109 245H110V244H109ZM109 245H108V246H109ZM119 245H120V243H119ZM188 245H189V244H188ZM211 245H212V244H211ZM217 245L219 246V248H221V247H220V246H221L220 244H217ZM251 245H252V244H251ZM257 245L260 247V244H257ZM61 246H60V247H61ZM67 246H68V243H67ZM74 246H75V245H74ZM92 246H94V247L97 248V246H95V245H92ZM92 246H91V247H92ZM103 246H100V245H99L98 248L100 249V247H103ZM108 246H107V247H108ZM111 246H112V245H111ZM115 246H116L115 248L118 247V245H116V244H115ZM120 246H121V245H120ZM146 246H147V245H146ZM150 246H151V245H150ZM199 246H200V245H199ZM203 246H202V247H203ZM215 246H216V245L212 246V249H213ZM218 246H216V247H218ZM249 246H250V245H249ZM249 246H248V247H249ZM258 246H257V247H258ZM55 247L57 248V246H55ZM64 247H65V246H64ZM72 247H73V246H72ZM80 247H81V246H80ZM84 247H86V246H84ZM147 247H148V246H147ZM202 247H200V248H202ZM216 247H215V248H216ZM68 248H69V247H68ZM75 248H76V246H75ZM81 248L83 249V247H81ZM98 248H97V250H98ZM119 248H120V247H119ZM139 248H140V247H139ZM143 248H144V247H143ZM154 248H155V249H154ZM205 248H203V249H205ZM208 248H206V249H208ZM249 248H250V247H249ZM261 248L263 249L264 247L262 246ZM69 249H70V248H69ZM76 249H77V248H76ZM86 249H87V248H86ZM106 249H107V248H106ZM133 249H134V248H133ZM133 249H132V250H133ZM137 249H138V248H137ZM194 249H195V247H191V246H189V248L186 250V252L190 253L191 251H194ZM250 249H253L252 246H251ZM250 249H249V250H250ZM257 249H259V248H256L255 250H257ZM58 250H60V248H58ZM58 250H57V251H58ZM89 250H91V249H89ZM92 250H93V249H92ZM103 250H105V249H103ZM115 250H116V249H115ZM120 250H121V249H120ZM138 250L140 251V249H138ZM199 250H200V249H199ZM199 250H198V252H199ZM215 250H217V248H216ZM219 250H220V249H219ZM219 250H218V251H219ZM253 250H254V249H253ZM253 250H252V251H253ZM260 250H261V249H259V251H260ZM63 251H65V250H63ZM77 251H78V250H76V252H77ZM82 251H85V249L82 250ZM93 251H94V250H93ZM110 251H111V250H109V252H110ZM112 251H113V249H112ZM136 251H137V250H136ZM147 251H146V252H147ZM157 251H158V250H157ZM201 251H202V250H201ZM203 251H204V250H203ZM259 251H258V253H259ZM85 252H86V251H85ZM101 252H102V251H101ZM116 252H117V251H116ZM141 252H142V249H141ZM141 252H140V253H141ZM207 252H208V253H212L210 250H207ZM255 252H256V251H255ZM262 252H264V251H262ZM64 253H65V252H64ZM98 253H99V252H97V254H98ZM107 253H108V252H107ZM113 253H114V252H113ZM117 253H118V252H117ZM148 253H147V255H148ZM155 253H156V252H155ZM188 253H187V254H188ZM223 253H224V251H223ZM223 253H222V254H223ZM250 253H251V251H250ZM250 253H247V255L249 256ZM252 253H253V252H252ZM78 254H79V253H78ZM110 254H111V253H110ZM114 254H115V253H114ZM132 254H133V253H132ZM137 254L139 255L138 252H137ZM137 254H136V255H137ZM142 254H143V253H142ZM142 254H140V255H142ZM151 254H152V253H151ZM157 254H158V253H157ZM190 254H192V253H190ZM260 254H261V251H260ZM58 255H59V253H58ZM81 255H82V254H81ZM83 255H84V254H83ZM85 255H86V253H85ZM103 255H104V254H103ZM118 255H120V254H118ZM143 255H144V254H143ZM145 255H146V254H145ZM159 255H160V253H159ZM201 255L203 256L204 254H201ZM205 255H207V254L205 253ZM205 255L203 256L204 258H205ZM213 255H214V254H213ZM225 255H226V254H225ZM253 255H254V254H253ZM258 255H259V254H257L255 257H258V258H259V256H263V255H259V256H258ZM60 256H61V255H59V257H60ZM62 256L64 257V255H62ZM93 256H94V255H93ZM105 256H106V255H105ZM105 256H104V257H105ZM109 256H110V255H109ZM109 256H106V258H104V259H106L105 261H108V260H109ZM111 256H113V255H111ZM133 256H134V255H133ZM150 256H151V255H150ZM156 256H157V255H156ZM160 256H161V255H160ZM210 256H211V255H209V257H210ZM96 257H97V256H96ZM96 257H95V258H96ZM115 257H116V256H115ZM118 257H119V256H118ZM148 257H149V255H148L146 258H148ZM188 257H189V256H188ZM200 257H201V256H200ZM200 257H199V258H200ZM223 257H224V255H223ZM100 258H101V257H100ZM134 258H135V256H134ZM164 258H163V259H164ZM195 258H196V257H195ZM195 258H193V259H195ZM207 258H208V257H207ZM211 258H213V257L211 256ZM211 258H210V259H211ZM218 258H219V256H218ZM252 258H254V257H252ZM261 258L264 259V257H260L259 259H261ZM60 259H61V258H59V260H60ZM62 259H63V258H62ZM138 259H140V257H139ZM141 259L143 260L144 257H142ZM248 259H249V258H248ZM250 259H251V258H250ZM256 259H257V258H256ZM259 259H257V260L259 261ZM59 260L57 259V262H58ZM97 260H98V259H97ZM110 260H111V259H110ZM117 260H119V258H118ZM121 260H123V259H121ZM121 260H120V261H121ZM144 260H145V259H144ZM157 260H159V259H157ZM160 260H161V258H160ZM188 260H189V259H188ZM213 260H214V259H213ZM217 260H218V259H216V262H217ZM252 260H254V259H252ZM105 261H104V262H105ZM130 261H131V260H130ZM134 261H135V260H134ZM134 261L132 260L131 262H134ZM139 261H141V260H139ZM146 261H147V259H146ZM189 261H190V260H189ZM222 261H223V258H222ZM261 261H262V260H261ZM261 261H260V262H261ZM61 262H62V261H61ZM61 262H59V263H61ZM63 262H64V261H63ZM98 262H99V261H98ZM98 262H97V263H98ZM137 262H138V261H137ZM144 262H145V261H144ZM210 262L212 263V261H210ZM263 262H264V260H263ZM82 263H83V262H82ZM100 263H101V261H100ZM100 263H99V264H100ZM128 263H129V262H128ZM135 263H136V262H135ZM145 263H147V262H145ZM149 263H150V262H148V264H149ZM256 263H257V262H256ZM86 264H87V263H86ZM104 264H106V262H105ZM107 264H108V263H107ZM111 264H112V263H111ZM131 264H132V263H131ZM133 264H134V263H133ZM137 264H139V263H137ZM141 264H142V263H141ZM161 264H162V262H161ZM171 264H172V263H171ZM214 264H215V260H214ZM249 264H250V263H249Z\"/></svg>","mask_w":264,"mask_h":264}]
</instances>
